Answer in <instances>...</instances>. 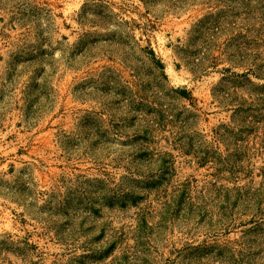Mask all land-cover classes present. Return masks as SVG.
<instances>
[{"label": "rangeland", "instance_id": "rangeland-1", "mask_svg": "<svg viewBox=\"0 0 264 264\" xmlns=\"http://www.w3.org/2000/svg\"><path fill=\"white\" fill-rule=\"evenodd\" d=\"M0 264H264V0H0Z\"/></svg>", "mask_w": 264, "mask_h": 264}]
</instances>
